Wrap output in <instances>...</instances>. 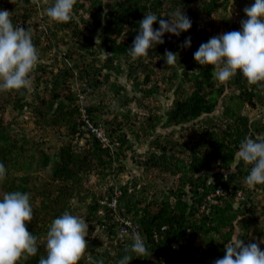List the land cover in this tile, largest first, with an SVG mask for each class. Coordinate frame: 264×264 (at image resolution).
I'll return each mask as SVG.
<instances>
[{
    "label": "trees",
    "instance_id": "obj_1",
    "mask_svg": "<svg viewBox=\"0 0 264 264\" xmlns=\"http://www.w3.org/2000/svg\"><path fill=\"white\" fill-rule=\"evenodd\" d=\"M231 1L76 0L72 19L57 23L43 14L54 0H0L41 51L29 89L0 91V163L7 170L0 198L9 191L30 194L34 213L26 227L39 246L37 256L18 264H37L45 255L49 226L65 211L89 225L78 264H117L132 244L131 235L118 238L127 219L139 224L148 249L140 257L129 253V264H214L227 242L264 238V185H246L252 166L236 157L246 137L264 138V112H248L264 109V87L249 85L239 71L221 84L212 78L214 66L194 59L202 43L222 34L213 21L201 22V14L217 18L232 6L236 18L222 17L226 32L242 30L244 8L255 0ZM177 8L192 27L179 36L166 32L163 44L132 58L128 48L144 15H157L158 29ZM188 37L191 46L181 47ZM165 50L176 53L175 65L167 66ZM162 93L170 100L165 108ZM82 94L106 143L94 135L79 143ZM25 114L34 129L20 126ZM162 129L171 130L164 135ZM51 133L59 142L54 149ZM123 173L133 175L122 181Z\"/></svg>",
    "mask_w": 264,
    "mask_h": 264
},
{
    "label": "clouds",
    "instance_id": "obj_2",
    "mask_svg": "<svg viewBox=\"0 0 264 264\" xmlns=\"http://www.w3.org/2000/svg\"><path fill=\"white\" fill-rule=\"evenodd\" d=\"M11 2L14 3V0ZM33 3L38 4L39 0H33ZM75 3L76 0H54L45 13L54 22L67 23L72 19ZM244 12L248 18L241 21L242 30L210 37L194 53V59L200 65L214 66L212 78L221 84L239 71L249 85L264 87V0H255L254 4L244 8ZM169 15L170 20H159L158 29L153 27L158 16L150 12L144 15L139 21V33L128 48L132 58L147 56L153 45L163 44L166 32L179 36L192 27V21L181 9L177 8ZM190 46L191 37H188L181 47ZM163 58L167 66L176 64V53L172 51L165 50ZM38 60L39 53L31 31L15 27L10 12L0 9V91L29 89L32 83L30 73ZM79 100L82 103L81 119L85 130L80 127L77 136L80 145H84L87 137L96 136L89 125H100L90 121L83 94ZM99 128L104 130L101 126ZM236 157L252 166L245 178L246 185H264V138L246 137L240 142ZM6 172L5 165L0 163V181L6 178ZM135 174L138 175L137 172ZM220 191L217 190L216 194ZM33 213L30 194L27 192L9 191L0 198V264H18L22 258L37 256L38 237L26 227V222L33 220ZM125 225L120 228L118 238L124 242L131 235L132 244L125 246V255L117 264H129L132 260L129 253L140 257L148 251L138 231L139 224L127 219ZM88 231L89 225L84 218L65 211L51 222L44 238L45 255L39 257L37 264H78L88 245ZM261 243H264V238L248 244L240 239L229 241L225 245V255L216 259L214 264H264V251L259 246ZM93 264H103V261H94Z\"/></svg>",
    "mask_w": 264,
    "mask_h": 264
},
{
    "label": "rangeland",
    "instance_id": "obj_3",
    "mask_svg": "<svg viewBox=\"0 0 264 264\" xmlns=\"http://www.w3.org/2000/svg\"><path fill=\"white\" fill-rule=\"evenodd\" d=\"M234 3L235 1L234 0H232L231 2H230V5H231V3ZM233 5V4H232ZM250 5V4H249ZM231 7L232 6H230L229 7V14H228V12L226 11V10H224V9H221V11H220V15L217 17V18H213V17H208V16H205V15H203V14H201L200 15V21L202 22L203 20L207 23L208 21H213L216 25H219L220 27H219V31L221 32V33H225L226 32V30L228 31L229 29V27H226L224 24H223V22H222V17H225V16H227V19H230L231 17L232 18H236V15H234V16H231ZM241 7L242 6H238V10L239 9H241ZM242 10V9H241ZM43 14H44V16L46 15V13H45V10H43ZM43 47H44V45H43ZM38 50V53L40 54V50L39 49H37ZM6 93V91H4V93H3V96H4V94ZM4 98V97H3ZM158 101H160L161 102V104L163 105V107L165 108L169 103V101H168V98H166V95L165 94H160L159 96H158ZM131 107L134 109V111H137V112H139V114H140V116H142L143 115V110L142 109H140L139 108V106L138 105H136L135 103H133L132 105H131ZM11 107H8L7 108V114H8V118H10V112H12L11 111ZM248 112H249V114L250 115H252V116H256V115H258V114H260V113H263L264 112V109H251V110H248ZM20 119H18V121H19V123H22V125H20V126H22V127H24L26 130H28V129H30V128H33L34 127V123L32 122V121H30L29 120V118H28V115L27 114H25V115H22L21 117H19ZM24 124V125H23ZM34 129V128H33ZM171 129H162V130H160V132L162 133V134H168L169 133V131H170ZM35 135H37V133L35 134ZM50 136L52 137V147H51V149H54V147H53V144H56V143H59L57 140H56V138H54V135L51 133L50 134ZM175 138H177L176 137V135H174L173 136V139H175ZM178 139V138H177ZM147 145V144H146ZM137 146H139V145H137ZM144 147H145V145H144ZM140 151H144V148H143V146H141L140 148H138ZM129 165L130 166H132V164L131 163H129ZM137 172V170H135V173ZM134 173V174H135ZM130 175V173H128V174H124V175H122L121 176V179H122V181H125L127 178H128V176ZM261 244H264V243H261Z\"/></svg>",
    "mask_w": 264,
    "mask_h": 264
},
{
    "label": "built area",
    "instance_id": "obj_4",
    "mask_svg": "<svg viewBox=\"0 0 264 264\" xmlns=\"http://www.w3.org/2000/svg\"><path fill=\"white\" fill-rule=\"evenodd\" d=\"M91 127V130L96 134V136L103 142L106 143L108 141V138L105 134V131L102 130L101 128L94 126V125H89Z\"/></svg>",
    "mask_w": 264,
    "mask_h": 264
}]
</instances>
